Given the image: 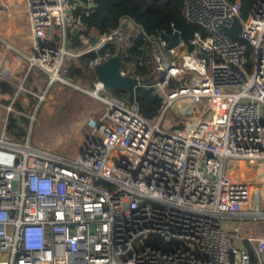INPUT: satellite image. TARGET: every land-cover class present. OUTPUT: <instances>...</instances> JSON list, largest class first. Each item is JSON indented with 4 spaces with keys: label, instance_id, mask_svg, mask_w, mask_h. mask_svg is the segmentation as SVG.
<instances>
[{
    "label": "built area",
    "instance_id": "obj_1",
    "mask_svg": "<svg viewBox=\"0 0 264 264\" xmlns=\"http://www.w3.org/2000/svg\"><path fill=\"white\" fill-rule=\"evenodd\" d=\"M92 2L0 0V16L26 21L30 50L0 41L44 74L39 102L54 83H68L60 76L68 59L110 46L124 51L133 38L150 42L145 58L122 61L121 74L140 79L136 65L150 63L160 111L146 119L134 98L96 80L86 90L75 86L103 108L77 155L35 145L34 117L15 107L28 92L26 74H9L2 59L0 264H264V236L255 237L264 209L249 181L264 163V0L246 17L240 0H184L185 21L197 30L184 41L173 29L166 35L178 32L180 41L171 48L131 19L89 40L76 11ZM71 35L85 46L72 48ZM171 107L173 117L163 118ZM11 115L28 120L24 138L8 130ZM232 221L254 227H243V236Z\"/></svg>",
    "mask_w": 264,
    "mask_h": 264
},
{
    "label": "trees",
    "instance_id": "obj_2",
    "mask_svg": "<svg viewBox=\"0 0 264 264\" xmlns=\"http://www.w3.org/2000/svg\"><path fill=\"white\" fill-rule=\"evenodd\" d=\"M234 2L235 0H228ZM256 0H240L241 15L246 17ZM94 6H78L77 11L81 16L83 30L81 35L89 40L96 35L105 34L117 28L122 20L131 19L140 25L150 36L159 33L171 34L173 29L181 33V38L187 41L197 27L185 21L184 0H93ZM70 46L81 47L80 35H71ZM151 48L150 42L139 38H133L128 46L122 51L120 48L108 47L98 53H88L77 58L68 59L61 71L62 78L79 84H89L95 81L92 69L88 62L99 55L108 53L122 55L123 63H137L140 58ZM122 52V53H121ZM125 66V65H124ZM134 73L142 80V84L134 91V101L138 106L139 113L146 119L155 118L162 105V99L151 86V64L136 65ZM173 84H171L172 86ZM111 94L126 100V92L113 90ZM8 130L16 139L24 138L28 120L21 116L11 115ZM157 246L161 243L158 241Z\"/></svg>",
    "mask_w": 264,
    "mask_h": 264
},
{
    "label": "rangeland",
    "instance_id": "obj_3",
    "mask_svg": "<svg viewBox=\"0 0 264 264\" xmlns=\"http://www.w3.org/2000/svg\"><path fill=\"white\" fill-rule=\"evenodd\" d=\"M16 23L19 24L18 26L24 27L23 29H26L28 32L27 23L24 19H18ZM26 31H24V33L13 34L9 39L10 43L17 48L20 47L19 51L23 53H27L29 49H27V47H29V33H26ZM16 71L19 72V69ZM38 72L44 75L40 71ZM8 73L10 74L11 72L8 70ZM38 74L36 75L40 77L41 81H35L34 83V81L31 82L28 80V92L26 93L32 94L34 92L37 94L39 91L45 89L47 81L45 78L43 80L41 77L42 75L40 76V74ZM66 81L68 83H54L48 90L45 99L41 102L37 100L34 94L29 98H26L24 100L25 102H21L20 99L18 104L15 103V106L17 105V107H19V110H17L18 113H26L27 115L34 117L30 133L32 143L43 146L52 145L59 151H64L71 156H75L82 149L89 132L93 128L97 118L101 115L103 108L98 100L86 95L80 89L75 87L78 86L79 88L86 90L91 88V84L88 82L85 84H79L68 80ZM174 112L175 110L171 107L163 118L173 117V114H175ZM260 166H263L261 171L258 173L251 172L252 177H250L249 181L253 188L252 200L254 201L255 206L258 208L262 205L264 209V163L257 164L254 168ZM236 177L238 179H244L245 169L238 168ZM262 223L260 229L255 233L256 238L264 236V234L261 233L264 230V222ZM231 224L232 226L240 227L241 235L243 236L245 235V233L242 232L243 227H254V222L252 221H232Z\"/></svg>",
    "mask_w": 264,
    "mask_h": 264
},
{
    "label": "water",
    "instance_id": "obj_4",
    "mask_svg": "<svg viewBox=\"0 0 264 264\" xmlns=\"http://www.w3.org/2000/svg\"><path fill=\"white\" fill-rule=\"evenodd\" d=\"M94 6L93 3L88 5L89 8ZM240 31V24L238 20H235L233 27L228 31L232 39H237ZM163 40H168L166 48L176 46L180 41V34L178 32L173 33L171 36H167L165 33H161ZM122 57L119 53L112 55L103 62L97 63L92 68V73L95 79L101 82L108 91L121 90L126 92L127 101L133 100L135 89L142 84V80L137 79L131 75L121 74Z\"/></svg>",
    "mask_w": 264,
    "mask_h": 264
},
{
    "label": "crops",
    "instance_id": "obj_5",
    "mask_svg": "<svg viewBox=\"0 0 264 264\" xmlns=\"http://www.w3.org/2000/svg\"><path fill=\"white\" fill-rule=\"evenodd\" d=\"M18 19H21V18H19V17H3V16H0V38L3 37L6 40V42L9 45H11L13 48H15L16 50H19L20 47L17 48V47H15L14 45H12L10 43V40H9L10 36L13 35V34L15 35L17 33H24V31H26V29H23L24 27L18 26L19 24L16 23V21H18ZM26 33H29V29H28V32L26 31ZM28 37H29V41H28L29 42V47H27V49L29 48L28 49V51H29L30 50V34H28ZM81 43H83V45L81 47H74V48L75 49H81L83 46H85V43L82 41V39H81ZM2 59H4V65L7 67V69L11 73H15V74L19 73L17 75H20V74L22 75V74L25 73L26 74V80L27 81L29 80L31 82L34 81V83H35V81L36 82H40L41 81L40 77L36 75V74L39 73L36 69L28 68V66L25 64L26 62L17 54V52H15L13 50L6 51L3 43H1V41H0V61ZM14 67H15V69H14ZM17 69H19V72L16 71ZM21 70H22V72H21ZM41 75L42 74H40V76ZM41 77L44 80L45 76L42 75ZM95 81H96V79H95ZM92 86H93V83H91V87ZM3 88L4 89H6V88L9 89V87H7L6 85H3ZM109 92L111 93V91H109ZM34 94H35L34 92L32 94L31 93L22 94L19 97L18 102L16 104L19 103L20 99H21V102H22L26 98H29L31 95H34ZM15 107L17 108V110H19V107H17V105Z\"/></svg>",
    "mask_w": 264,
    "mask_h": 264
},
{
    "label": "bare ground",
    "instance_id": "obj_6",
    "mask_svg": "<svg viewBox=\"0 0 264 264\" xmlns=\"http://www.w3.org/2000/svg\"><path fill=\"white\" fill-rule=\"evenodd\" d=\"M188 64V66H191V67H193L194 66V64H192V63H190V62H187ZM262 167L263 166H260V167H256V168H254L253 169V171H252V173H258V172H260L261 171V169H262ZM239 168V167H238ZM242 168V167H241ZM263 173H264V171H263ZM251 188H252V184H251ZM252 193H253V188H252ZM252 193H251V198H252Z\"/></svg>",
    "mask_w": 264,
    "mask_h": 264
}]
</instances>
